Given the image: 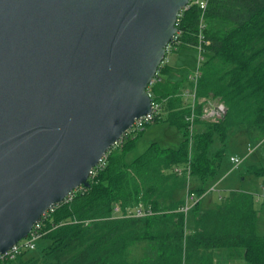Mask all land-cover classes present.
<instances>
[{"label": "trees", "instance_id": "trees-1", "mask_svg": "<svg viewBox=\"0 0 264 264\" xmlns=\"http://www.w3.org/2000/svg\"><path fill=\"white\" fill-rule=\"evenodd\" d=\"M201 11L193 4L182 12L175 52L197 43ZM203 16L206 43L197 94L223 101L224 118L216 123L198 121L201 128L192 138L189 155L187 108L176 96L185 78L170 77L173 71L163 61L157 69L160 80L150 91L161 102L165 119L160 115L154 122L162 120L181 131L178 147L153 142L130 162L125 155L135 138L128 137L121 148H109L105 165L89 179L90 185L44 218L45 245L40 253L24 251L0 264H220L213 259L215 249H228L231 257L242 255L246 264H264V237L256 231L252 195L233 191L207 209H200L197 201L189 233L179 210L188 174L196 184L193 191H205L229 131L244 129L264 138V0H208ZM215 140L221 147L211 151ZM252 171L264 175L263 167ZM139 205L151 213L133 215ZM140 243L152 255L130 259L131 247Z\"/></svg>", "mask_w": 264, "mask_h": 264}, {"label": "water", "instance_id": "water-1", "mask_svg": "<svg viewBox=\"0 0 264 264\" xmlns=\"http://www.w3.org/2000/svg\"><path fill=\"white\" fill-rule=\"evenodd\" d=\"M189 0H0V253L131 125Z\"/></svg>", "mask_w": 264, "mask_h": 264}, {"label": "rangeland", "instance_id": "rangeland-1", "mask_svg": "<svg viewBox=\"0 0 264 264\" xmlns=\"http://www.w3.org/2000/svg\"><path fill=\"white\" fill-rule=\"evenodd\" d=\"M196 57V50L192 46H185L178 52L166 54L164 61L167 62L173 71L172 74H170V77H175L176 74H179L184 76L183 78H186V74L192 72L196 66ZM185 86H187L186 80H184L183 86L179 88L176 93V96L180 97L184 103L186 102V99L182 95V91ZM197 97L209 98L207 96ZM161 118L165 119L164 113H161ZM198 121L199 120H196L195 122L194 132L191 136L192 138L201 128ZM132 138H135L133 146L125 155V161L127 162L132 161L153 142H156L160 147H178L180 141L182 140V133L175 126L159 120L150 123L142 131H140L139 134H134ZM192 138L188 141V146L190 148L192 145ZM121 146L119 148H121ZM220 147V143L215 140L211 145L210 150L215 151ZM248 147L253 149L247 156H245L248 151ZM234 155L242 158L241 163L236 168L230 161V156ZM255 166L264 167V138L259 139L257 136L251 135V133L244 129L229 131L224 143V153L221 157L220 164L215 175L206 183V189L203 193L198 194L195 192L198 199L197 201H199L200 209L215 207L218 203H220L219 196L221 198L225 197L231 189L236 187H243L244 189H250L253 193L259 192L264 195V175H255L252 173L251 167ZM188 181L189 184L186 183L185 188L181 192V197H183L184 202L186 200L187 185L192 190L196 188V184L192 180L191 176ZM212 186H214V190H211ZM193 207L194 206L189 208L187 213L184 214L185 231L187 233L192 231L191 228H194V215L191 211ZM262 207V202L255 203V208L261 209ZM262 215V218L264 219V207L262 208ZM44 242L45 241L40 238L36 242V249H28L25 251L37 255L45 245ZM145 255H152L150 248L147 247L145 243L133 245L130 249L129 257L132 260H141Z\"/></svg>", "mask_w": 264, "mask_h": 264}, {"label": "built area", "instance_id": "built-area-1", "mask_svg": "<svg viewBox=\"0 0 264 264\" xmlns=\"http://www.w3.org/2000/svg\"><path fill=\"white\" fill-rule=\"evenodd\" d=\"M208 0H189L188 3L178 12L176 22H175V31L173 33V36L171 40L166 44L165 46V55L168 53L175 52L178 48V45L180 43V33L181 31L177 28L179 17L182 15V12L189 8L191 5L195 4L197 5L202 11L199 19L198 24V32H197V43L193 46L196 50V66L194 67L192 72H189L186 74V83L187 86H185L184 90L182 91V95L185 97L184 106L187 108V113L185 115V121L187 122V131H188V137L189 140H191V136L194 132L195 122L196 120L199 121H205L209 123H216L220 120H222L226 114L227 107L225 103L221 100H215L212 98H198L197 96V89H198V81L201 76V64L204 60V52H205V36H204V30L206 28V24L204 22V10L206 8ZM164 55V58H165ZM163 58V59H164ZM164 60H162L163 62ZM161 62V63H162ZM160 80L158 77V72L154 74L152 79L149 81L146 92L150 97V111L134 118L131 125L120 135V137L113 143V145L110 147H120L123 145L124 141L128 137H132L134 134H138L140 131H142L147 125L154 122L156 118H158L161 115L162 111V104L160 101H157L154 99L152 92L150 91V87L156 82ZM191 137V138H190ZM190 147H189V155H190ZM109 150V149H108ZM107 150V151H108ZM106 151V152H107ZM106 152L101 156L100 160L98 161L97 165L92 167L89 172V179L94 176L98 169L103 168L105 165L106 160ZM230 161L233 164V166L236 168L242 161V158H239L238 156H230ZM177 172H181V168H176ZM190 178L189 174L187 176V184H189L188 179ZM84 186H79L72 190L61 202L63 201H69L74 193L79 189L83 188ZM196 193L190 189L187 185V193H186V200L184 204L179 208L181 212L184 214L187 213L189 208L194 206L197 202ZM61 202L55 203L51 205L46 211H44L41 215V217L33 223L31 229L29 230L26 237L20 239L15 244H13L7 251L4 253H0V260L2 259H8L13 260L15 259L19 254H21L23 251L28 249H34L36 246V242L44 235V231H42V222L44 218L54 210L56 206H58ZM119 207H115V212H119ZM151 210L149 207L144 208L143 206L139 205L135 208L133 215L135 216H144L147 214H150Z\"/></svg>", "mask_w": 264, "mask_h": 264}, {"label": "crops", "instance_id": "crops-1", "mask_svg": "<svg viewBox=\"0 0 264 264\" xmlns=\"http://www.w3.org/2000/svg\"><path fill=\"white\" fill-rule=\"evenodd\" d=\"M252 149L253 148L248 147V151L245 154V156H247L248 153H250ZM259 167H261V166L251 167L252 169L251 168L250 169L252 171L253 168H259ZM252 173H253V171H252ZM255 175H257V174H255ZM211 190H214V186L211 187ZM233 191L234 192L247 193V194L252 195L253 207H254L256 215H257L256 231L259 235L264 237V219L262 218L263 217L262 208L264 207V195H262L259 192L253 193L250 189H244L243 187H240V188L236 187V188H233L230 190V192H233ZM230 192L223 198H221L219 196L220 203L223 201V199H225L230 194ZM259 202H262L263 207L261 209L255 208V203H259ZM220 203H218V204H220ZM204 209H207V208H204ZM191 230H193V228H191ZM213 259L215 262L220 263V264H246L245 259L242 257V255H237V256H232V257L229 256L228 249H215L213 251Z\"/></svg>", "mask_w": 264, "mask_h": 264}, {"label": "bare ground", "instance_id": "bare-ground-1", "mask_svg": "<svg viewBox=\"0 0 264 264\" xmlns=\"http://www.w3.org/2000/svg\"><path fill=\"white\" fill-rule=\"evenodd\" d=\"M207 24V23H206ZM185 45V44H184ZM206 54V53H205ZM199 96V95H198ZM140 133V132H139ZM94 179V178H93ZM122 208V207H121Z\"/></svg>", "mask_w": 264, "mask_h": 264}]
</instances>
